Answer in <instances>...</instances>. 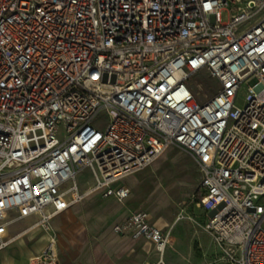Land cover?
<instances>
[{
    "label": "built area",
    "instance_id": "built-area-1",
    "mask_svg": "<svg viewBox=\"0 0 264 264\" xmlns=\"http://www.w3.org/2000/svg\"><path fill=\"white\" fill-rule=\"evenodd\" d=\"M201 72L218 89L200 101ZM169 146L199 168L226 264H264V0H0V251L10 223L79 202L86 171L88 192L125 201L111 184ZM113 231L164 264L168 234L146 212ZM32 264H58L54 239Z\"/></svg>",
    "mask_w": 264,
    "mask_h": 264
},
{
    "label": "crops",
    "instance_id": "crops-1",
    "mask_svg": "<svg viewBox=\"0 0 264 264\" xmlns=\"http://www.w3.org/2000/svg\"><path fill=\"white\" fill-rule=\"evenodd\" d=\"M168 158L169 155H166L164 159L157 161L149 169L139 170L113 182L111 187L124 186L130 190L129 197L123 202H118L113 197H105L104 188L90 192H88L90 188H86L80 191L84 196L79 202L52 217L44 226L39 224L40 218L36 215L10 223L5 235L8 243L0 251V264H32V259L41 256L52 239L56 242L58 264H147L156 262L158 258L151 242L143 237L133 238L129 234H116L113 226L127 219L133 212L148 210L145 203L146 194L142 193L143 182L153 172L164 168L162 163L165 164ZM168 174H165V178ZM189 177H191V182L188 184H194L193 171L189 170L183 179L170 178L169 185L175 182L181 184L186 181L187 183ZM171 179L176 180L171 184ZM197 193L198 198L201 194L199 184ZM203 212L205 210L197 207L190 215L196 221L206 222L208 214L205 212L204 216ZM193 217L184 214L183 219L173 224L169 217L156 215L149 211V216H147L149 223L157 229L166 231L168 236L172 237V242L164 253V261H167V263L164 262L165 264L173 262L172 245L177 241V236H173L175 229L182 236V242L180 241L179 244L185 243V246L190 249L187 264H208L212 257L220 255L217 245L210 236L194 230ZM194 245L199 250L198 256L193 254Z\"/></svg>",
    "mask_w": 264,
    "mask_h": 264
},
{
    "label": "rangeland",
    "instance_id": "rangeland-1",
    "mask_svg": "<svg viewBox=\"0 0 264 264\" xmlns=\"http://www.w3.org/2000/svg\"><path fill=\"white\" fill-rule=\"evenodd\" d=\"M221 19L222 21H227L226 13H221ZM194 81H196L197 84H200L203 88L202 93L200 94L201 97H199L200 101L205 97H210L217 92V84L205 72H201L196 77H194ZM246 87V84L242 85L238 92L234 104L238 108L243 107L245 104ZM104 120L105 116L104 114H102L100 118L95 120L93 123L94 125H102ZM166 155H169V158L166 160L165 164L162 163V167L164 168H160L159 171L153 172L151 176H148V178L145 179V181L143 182L142 193L145 192L146 194L145 203L148 206V210H146L147 216H149V211H152L153 214L169 217L172 223L175 224L178 220L184 217V214L189 215L191 218L193 217L190 215V213L194 209H197V190L201 174L196 163L191 160V158H189V156L183 150H180L173 146L167 147L157 159H155L148 166L141 169V171L149 169L151 165L153 166L157 161L164 159ZM189 170L193 171L194 184H188L189 182H191V177H189L187 183L186 181L181 184L177 182L173 183L176 179H171L170 182L171 184L173 183V186L169 185L170 178L183 179L185 174ZM166 173H169L167 178H165ZM186 176H188V174ZM76 182L80 191L95 186L94 179L87 171L79 175L76 179ZM69 186L70 183L67 182L63 188L67 189ZM98 189L101 188H97V190ZM203 215L205 216L206 213L203 212ZM11 217L12 216H9V219ZM194 219L195 218L193 217V221L195 223L194 230L196 232L205 233L207 236H209L204 230L205 221H196ZM164 232L167 233L166 231ZM173 233V236H177V241L172 245V264H187V261L190 257V249L188 248V246H185V243L179 244L180 241L182 242V236L179 232H177L176 229L173 231ZM170 242H172V237L168 236V242L166 245L167 247L169 246ZM193 249L194 256H198L199 250L195 245L193 246ZM225 251L228 254H233V249H231L230 247H225ZM223 256L224 255H222L221 253L220 256L212 257L210 261H208V264H226L225 260L222 259ZM156 257L159 258L157 254ZM175 258H177V260ZM164 262L167 263V261Z\"/></svg>",
    "mask_w": 264,
    "mask_h": 264
},
{
    "label": "bare ground",
    "instance_id": "bare-ground-1",
    "mask_svg": "<svg viewBox=\"0 0 264 264\" xmlns=\"http://www.w3.org/2000/svg\"><path fill=\"white\" fill-rule=\"evenodd\" d=\"M183 219V218H182ZM192 220V219H191ZM166 249H167V246H166V248L164 249V253H165V251H166ZM218 250H219V252H220V255H221V253H222V250H220L219 248H218ZM164 255V254H163ZM219 255V256H220ZM213 263V262H212ZM165 264V263H164Z\"/></svg>",
    "mask_w": 264,
    "mask_h": 264
}]
</instances>
